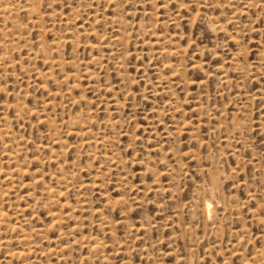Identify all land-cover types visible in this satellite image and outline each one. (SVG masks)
<instances>
[{"label":"rangeland","instance_id":"rangeland-1","mask_svg":"<svg viewBox=\"0 0 264 264\" xmlns=\"http://www.w3.org/2000/svg\"><path fill=\"white\" fill-rule=\"evenodd\" d=\"M0 264H264V0H0Z\"/></svg>","mask_w":264,"mask_h":264},{"label":"bare ground","instance_id":"bare-ground-1","mask_svg":"<svg viewBox=\"0 0 264 264\" xmlns=\"http://www.w3.org/2000/svg\"><path fill=\"white\" fill-rule=\"evenodd\" d=\"M6 9V8H5ZM4 11V10H3ZM26 11V10H25ZM11 17V16H10ZM208 208H209V204H206L205 206H204V209L206 210V211H209L208 210ZM209 213V212H208ZM2 219V218H1Z\"/></svg>","mask_w":264,"mask_h":264},{"label":"snow or ice","instance_id":"snow-or-ice-1","mask_svg":"<svg viewBox=\"0 0 264 264\" xmlns=\"http://www.w3.org/2000/svg\"><path fill=\"white\" fill-rule=\"evenodd\" d=\"M243 178L241 177V180H242Z\"/></svg>","mask_w":264,"mask_h":264}]
</instances>
